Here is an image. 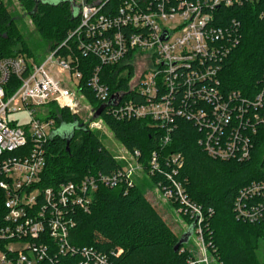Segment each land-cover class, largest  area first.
<instances>
[{
	"label": "built area",
	"instance_id": "2783aa9c",
	"mask_svg": "<svg viewBox=\"0 0 264 264\" xmlns=\"http://www.w3.org/2000/svg\"><path fill=\"white\" fill-rule=\"evenodd\" d=\"M260 1L68 0L74 11L78 9L80 22L42 62L25 52L0 56V189L5 210L0 215V264H110L121 249L106 252L72 242L75 215L91 211L101 186L134 187L139 171L150 178L161 172L165 183L159 179L154 186L166 199L179 203L181 216L197 221L199 254L193 250L190 264H219L204 236L205 212L175 178L184 164L180 153L161 159L154 151L145 163L140 149L129 152L123 146L133 160L127 166L125 156L115 157L123 166L109 174L96 171L79 181L43 187L49 143L56 130L49 115L53 106L67 109L90 130H104V118H95L98 107L81 87V58L93 56L97 63L87 86L101 105L112 102L108 114L121 120L151 118L164 130V145L176 121L185 119L198 129V143L210 157L250 159L254 138L264 128V72L253 98L223 90V65L241 34L240 23L235 18L223 22L218 10ZM117 63L134 67L130 85L143 101L111 94L101 80L102 67ZM21 111L28 113L29 122L10 118ZM39 112L46 114L45 120ZM163 163L171 171H165ZM234 210L240 220L264 221V181L240 189ZM208 213L211 216L212 210Z\"/></svg>",
	"mask_w": 264,
	"mask_h": 264
},
{
	"label": "trees",
	"instance_id": "16d2710c",
	"mask_svg": "<svg viewBox=\"0 0 264 264\" xmlns=\"http://www.w3.org/2000/svg\"><path fill=\"white\" fill-rule=\"evenodd\" d=\"M21 3L42 41L48 49H55L68 39L69 32L80 20L68 1L52 3L43 0H21ZM264 0L243 7H221L222 21L235 18L240 23V43L225 60L220 75L225 91L238 90L253 98L259 89L264 72ZM73 43V41H70ZM64 51V49H63ZM19 52L35 56L25 37L15 23V18L3 1L0 2V56H13ZM131 56L129 54L128 58ZM97 61L93 56L81 58L82 90L90 102L100 107L87 81ZM134 67L117 63L102 67L101 80L109 86L111 94H121L123 99H139L130 82ZM179 94L182 91L179 90ZM106 105L101 113L115 138L129 151L140 149L142 161L154 151L161 159L173 153L184 157L182 168L175 175L183 183L188 198L200 205L206 219L202 224L205 239L211 243L210 251L219 264H264L259 256L260 241H264V221L250 223L236 217L234 203L240 189L252 182L264 181V128L254 138L251 158L245 161H224L210 157L199 145L200 133L194 124L178 119L171 139L162 143L164 130L151 118L121 120L107 113ZM49 117L55 119L56 130L50 139L47 165L42 175L43 187H55L68 181H79L86 174L101 171L105 174L123 166L121 161L105 147L99 135L85 127L80 118L67 109L53 106ZM63 125H73V130L59 133ZM69 149L67 148V141ZM163 169L171 171L165 163ZM162 179L158 172L151 182ZM144 184L126 188L101 186L95 193L89 213L75 215L77 226L72 231V242L77 246H94L109 252L121 249L110 264H190L193 248L180 241L158 211L147 200ZM179 207V203L175 204ZM212 210L210 216L208 211ZM3 192L0 189V215L4 212ZM193 232L197 230L195 219L183 216Z\"/></svg>",
	"mask_w": 264,
	"mask_h": 264
},
{
	"label": "rangeland",
	"instance_id": "374dc122",
	"mask_svg": "<svg viewBox=\"0 0 264 264\" xmlns=\"http://www.w3.org/2000/svg\"><path fill=\"white\" fill-rule=\"evenodd\" d=\"M4 4L8 7L9 11L12 13L15 18V23L21 31L23 37L27 42L29 48L35 54V58L38 63L42 62L45 57L48 55L49 46L44 41L37 31V28L31 20V16L25 8L23 7L21 0H2ZM52 3H59L68 0H43ZM76 14L79 12L78 9H75ZM137 77V75H136ZM84 104H88L87 101H83ZM97 107V106H96ZM83 112L82 114H84ZM38 117L42 120L46 119V114L39 112ZM11 119H15L18 123L23 124L30 121V116L26 111H21L10 116ZM104 130H97L96 132L101 138L105 147L119 160L120 156H125L126 160H123L125 166L128 165V162H133L131 155L127 153L123 148L121 142H119L114 134L110 131L107 125H104ZM73 130V125H63L57 131L59 133H67ZM121 161V160H120ZM136 184H144L143 190L147 200L150 204L158 211L170 229L178 237H182L185 233L190 231L188 221L183 218L178 212V208L175 203L171 200L165 198L163 193L159 191L151 182V178L147 176L143 171H139L136 175ZM189 247L193 248L197 254H199V243L198 236L195 232H192L188 238ZM259 256L264 260V241H260ZM2 257V252L0 251V261ZM218 264V263H214Z\"/></svg>",
	"mask_w": 264,
	"mask_h": 264
},
{
	"label": "water",
	"instance_id": "95a60500",
	"mask_svg": "<svg viewBox=\"0 0 264 264\" xmlns=\"http://www.w3.org/2000/svg\"><path fill=\"white\" fill-rule=\"evenodd\" d=\"M112 102H109L107 105H110ZM106 107V105H101L98 109H97V111H96V113H95V118H97V117H99L100 115H101V113L104 111V108ZM54 135V132H53V134H52V136ZM69 143H70V141L68 140L67 141V148L69 149ZM193 232V228L191 227L190 228V231L189 232H187V233H185L182 237H181V239H180V241L176 244V246H175V250H178L180 247H181V245L183 244V243H187L188 242V238L190 237V235H191V233Z\"/></svg>",
	"mask_w": 264,
	"mask_h": 264
}]
</instances>
